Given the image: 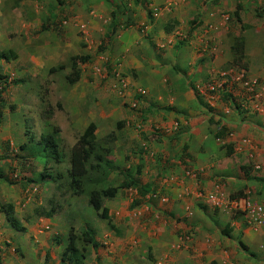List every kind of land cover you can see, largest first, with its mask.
<instances>
[{"label": "rangeland", "instance_id": "obj_1", "mask_svg": "<svg viewBox=\"0 0 264 264\" xmlns=\"http://www.w3.org/2000/svg\"><path fill=\"white\" fill-rule=\"evenodd\" d=\"M141 4L140 0H0V135L5 134L2 128L6 127L11 136L6 141L0 139V207L11 200L15 217L26 228L23 233L16 232L0 215V264H62L71 229L78 238V248L85 246L83 232L93 233L96 248L88 246L89 256L83 263L89 264L97 248L111 250L120 244L112 239L124 236L125 231L119 227L123 224L121 215L147 217L145 206L156 200L153 195L159 188L181 186L177 171L183 169L185 178L184 170L194 168L187 141L182 135L163 133V127L174 120L166 113L177 110L178 92L184 95L187 90L192 98L188 95L186 99L195 104L196 113L215 124L210 135L220 134L213 139L220 141H212L221 152L213 163L222 167L219 170H227L221 158L232 156L239 141H251L243 137L229 143V133L221 131L216 120L221 113L216 111L214 116L196 96L195 88L205 84L212 70L244 68L249 77L257 80L264 106V0H231V5H236L234 9L239 10V21L234 17L235 10L221 13L226 28L223 36L227 37L215 46L219 52L210 46L216 40L212 34L218 29L201 28L204 21L199 16H174L176 5L158 4L168 12L165 17L148 16V81L141 79L144 71H122V60H112L116 31L122 24L129 26V16ZM156 28L157 33L152 31ZM199 38L206 42L203 48L195 45ZM240 40L243 44L234 53L231 47ZM225 52H230V59L215 65L216 53L218 62V58L224 60ZM74 57L78 58L79 78L71 85L66 78L72 72ZM116 75L125 79L121 94L114 87L120 86ZM138 90L145 91V98ZM224 101L219 107H226ZM43 110H50L52 119L41 118ZM235 114L258 116L252 110H238ZM90 123L96 126L94 156L102 160L90 158L88 172L81 178L84 193L78 196L69 187L71 148ZM118 123H122L121 128ZM55 128L59 130L55 138L61 163L54 162L40 141L41 135L52 134ZM29 136L33 141H28ZM251 144L254 146L252 141ZM237 153L242 155L244 151ZM146 168L154 174L149 175ZM223 177L221 173L212 182L224 187ZM132 181L138 183L135 194V187H123ZM111 187L117 188V195L115 199H103V207L108 209V219L104 220L89 205L88 193ZM143 187L149 188L145 196L140 194ZM158 201L162 202L161 198ZM51 208L54 215L46 218L43 213ZM206 208L220 222L213 230L222 233L229 216L213 206ZM117 211L120 215L116 217ZM111 226L115 229L111 230ZM143 251L148 254V247ZM100 259L94 256L93 263L100 264Z\"/></svg>", "mask_w": 264, "mask_h": 264}, {"label": "crops", "instance_id": "obj_2", "mask_svg": "<svg viewBox=\"0 0 264 264\" xmlns=\"http://www.w3.org/2000/svg\"><path fill=\"white\" fill-rule=\"evenodd\" d=\"M140 1L142 4L134 8L133 15L129 16V26L122 24L116 31L117 40L114 43L112 60L118 63L120 59L122 60L119 67L122 71L130 69L144 71L141 79L146 81H148V29H151L148 27V16L153 15L149 11L157 10V18L165 17L167 9L164 8L163 11L157 6L166 3L169 7L176 5L173 10L174 16L178 14L183 18L201 17L204 21L200 25L201 28L208 26L210 31L218 29L212 34L216 40L215 43L210 42V46H214L212 47L214 52H219L215 46L227 37V35L225 38L223 36L226 28H223L224 23L220 15L224 11L236 8V5H231V0ZM148 2L151 3L148 5ZM173 15L171 14L172 17ZM161 23L162 21L159 25ZM152 31L157 33L158 28ZM199 39L195 40V45L203 48L202 45L206 42ZM229 47L228 50H230ZM230 55V52H225L224 60L220 61L218 58L216 62V53L214 64L218 66L223 61L226 63ZM181 95L183 94L178 92L175 113L166 114L182 126L179 135L187 141L188 148L186 149L189 158L192 159L193 169L198 170L200 175L198 174V178L193 181L186 177L183 178V169H179L177 173L182 180V185L167 189L159 188L157 193L159 198L154 194L153 197H156V200L145 206L148 209L147 217L145 215L143 218L140 215L138 218H131L127 214V217L121 215L119 219L123 221V224L119 227L125 231L124 236L122 239L117 237L112 239L120 241V244L111 250L102 251L97 248V251L94 250L95 254L93 251L92 261H86L87 263L94 264V256L99 255L100 264H264V227L255 230L246 225L245 219L229 217L224 222L226 226L223 230L221 229L222 233L215 231L213 228L220 224L219 220L208 211L206 206L201 204L202 202L196 195L199 191L203 193L211 191L213 185L218 183L212 182V179L222 173L226 182L224 190L233 195L241 191L249 192L256 201L264 203V106H261V112L255 117H240L222 106V108L218 106L215 110L221 113L216 120H219L222 126L221 131L229 133L230 137L227 139L229 143L235 140L238 142L243 137H247L254 144L252 150L241 155L237 153L238 148L241 147L239 141L233 148L232 156L221 158L224 159L222 162L227 163V170L221 171L219 170L221 166L213 164L218 157H221L218 146L214 144L215 141L220 140L214 141L216 135L213 137L210 135L213 133L212 127H215V124L204 121L202 116L196 113L195 104L191 102L192 100L186 99L188 95L190 99L192 98L187 90L183 95V101ZM244 118H246L245 122L239 121ZM131 124L134 125V122ZM3 131L5 134H1L0 139L3 141L10 139L9 130L4 127ZM241 150L246 151V149ZM236 156L240 159H236ZM247 156H252V158ZM258 164L260 169L255 170ZM151 165L155 166V163L152 162ZM149 169L146 168L148 174L153 175L155 171H148ZM168 171L164 172V176L168 175ZM5 195L8 196L7 193ZM160 198L162 202L158 201ZM145 199L148 200V196ZM10 203L13 202L10 200L8 204ZM115 215L117 217L120 213L117 211ZM146 221L148 224L145 223ZM131 244L137 245L138 248L137 246L131 247ZM184 244H186L185 247ZM145 246L148 247V254L143 251Z\"/></svg>", "mask_w": 264, "mask_h": 264}, {"label": "built area", "instance_id": "obj_3", "mask_svg": "<svg viewBox=\"0 0 264 264\" xmlns=\"http://www.w3.org/2000/svg\"><path fill=\"white\" fill-rule=\"evenodd\" d=\"M121 84L124 87L125 81L121 80ZM258 87L257 80L249 77L246 70L228 68L222 71H211L205 84L202 86L198 85L196 90L197 95L214 111L225 99V108L229 111L252 110L255 113H260L261 96L258 92ZM144 94V91H140L141 96ZM136 127L140 128L138 125ZM163 128V133L174 134L181 129V125L177 121H172ZM240 146L238 151L246 149L244 153L254 148L251 141L247 139H242ZM259 169L260 165L258 164L255 166V170ZM184 174L186 178L195 181L199 172H196L195 169H190L188 171L184 170ZM223 190V187L216 183L208 193L199 191L196 195L202 203L213 206L214 209L223 212L229 217L241 214L248 226L255 230L264 227L263 202L256 201L249 192L243 193V196L231 197L229 194L226 195ZM129 192H133L132 189ZM135 192L137 193V190L133 193L135 194Z\"/></svg>", "mask_w": 264, "mask_h": 264}, {"label": "trees", "instance_id": "obj_4", "mask_svg": "<svg viewBox=\"0 0 264 264\" xmlns=\"http://www.w3.org/2000/svg\"><path fill=\"white\" fill-rule=\"evenodd\" d=\"M234 17L237 21H239V10H235ZM113 18V17H112ZM239 43V42H238ZM233 45L231 50H234V53L239 50L242 46V40H240L239 44ZM78 58H72V72L69 76H67V81L69 84H74L78 81L79 71L76 69V65L78 64ZM82 61H86L83 58ZM61 69V67H60ZM199 99H201L198 96ZM238 111V110H237ZM235 112V111H233ZM257 114V113H256ZM40 117L44 119H52L53 113L50 110H43L40 113ZM118 128L122 127V123L117 124ZM96 126L93 123H90L83 133L79 136L75 144L71 148V156H70V170L69 176L71 178L69 187L73 189V193L75 195H82L84 191L81 189V178L84 177L87 172V164L92 156H94V151L96 150V137H95ZM26 134H29V131H25ZM59 132L58 129H53L52 134H44L40 136V141L43 142L44 146L48 149V152L52 156L54 162L61 163L62 155L60 153L58 142L55 138V135ZM219 136V133L216 134ZM28 141H33L32 136L28 137ZM24 146H21L23 148ZM95 159L101 161L102 158L100 156H94ZM91 167V166H90ZM89 167V168H90ZM93 168V167H92ZM138 183L136 181H132L123 185V187L130 188L135 187L134 189L138 190ZM149 188L143 187L140 189V194L145 196L148 193ZM243 191L240 193L234 194L231 197H239L243 196ZM117 195V188H108L105 190H97L94 189L88 193V203L93 208L94 211L99 213L100 217L104 220L108 219V209L103 207V199H113ZM54 208H51L50 211L43 213L46 218H51L54 215ZM0 213L4 215L7 223L10 228L16 232L23 233L26 231V228L20 224L18 219L14 215V208L12 204H7L6 206L0 207ZM242 218L241 214L235 215ZM246 223V221H245ZM248 226V224L246 223ZM111 230H114V226L110 227ZM83 243L85 246L78 248L77 246V236L73 233V229H71L67 236V245L62 252L61 263L62 264H83L84 261L88 258V248L95 246L94 244V236L91 230H87L83 232L82 235ZM89 246V247H88Z\"/></svg>", "mask_w": 264, "mask_h": 264}, {"label": "clouds", "instance_id": "obj_5", "mask_svg": "<svg viewBox=\"0 0 264 264\" xmlns=\"http://www.w3.org/2000/svg\"><path fill=\"white\" fill-rule=\"evenodd\" d=\"M152 16H155L156 17V13H154ZM242 69H244V68H242ZM245 70V69H244ZM213 71V70H212ZM210 74V73H209ZM209 76V75H208ZM116 78H117V83H118V85H120L119 87H117L116 85L114 86L115 88H117V93L118 94H121L122 93V89H123V85L121 84V80H123V81H125V79L122 77V76H120V75H116ZM208 79V78H207ZM207 79H206V81H207ZM125 85V84H124ZM128 85V84H127ZM198 86V85H197ZM196 86V87H197ZM202 86V85H201ZM140 91H143V90H138V94L140 95ZM195 91H196V96H198L197 95V90H196V88H195ZM145 92V91H144ZM145 95V94H144ZM141 96L142 98H145V96ZM204 101V100H203ZM205 102V101H204ZM205 104L207 105V103L205 102ZM208 106V105H207ZM208 109L211 111V113L214 115V116H216V112L211 108V107H209L208 106ZM232 111V110H231ZM42 112V111H41ZM172 121H177V120H172ZM171 121V122H172ZM178 122V121H177ZM179 123V122H178ZM182 127V126H181ZM135 129L137 130V131H140V128H137L136 127V125H135ZM181 133V129L178 131V132H176V133H174L173 135H179ZM204 206H206V204L204 205ZM233 218V217H232ZM243 218V217H242Z\"/></svg>", "mask_w": 264, "mask_h": 264}]
</instances>
